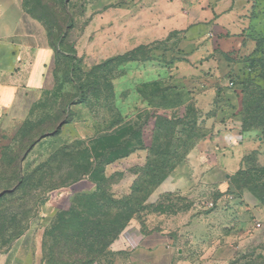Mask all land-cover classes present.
I'll return each instance as SVG.
<instances>
[{"label":"rangeland","instance_id":"1","mask_svg":"<svg viewBox=\"0 0 264 264\" xmlns=\"http://www.w3.org/2000/svg\"><path fill=\"white\" fill-rule=\"evenodd\" d=\"M130 3L5 0L52 58L29 113L0 114V254L27 240L37 264H264V129L246 114L264 120V59L214 80L176 63L178 43L127 50ZM235 126L238 164L207 174L196 156L215 164L210 141Z\"/></svg>","mask_w":264,"mask_h":264},{"label":"crops","instance_id":"2","mask_svg":"<svg viewBox=\"0 0 264 264\" xmlns=\"http://www.w3.org/2000/svg\"><path fill=\"white\" fill-rule=\"evenodd\" d=\"M129 1L127 50L178 43L181 61L176 63L196 72L205 69L214 80L221 76L231 80L247 60L264 56V0ZM4 4L0 0V114L16 118L26 116L32 100L40 95L52 47L42 26L28 22L22 12L15 15ZM234 128L210 141L212 153L219 154L215 164L207 165L205 155L196 156L207 174L219 176L238 164L230 153L242 144ZM26 241L18 240L0 254V264H37L33 245Z\"/></svg>","mask_w":264,"mask_h":264},{"label":"trees","instance_id":"3","mask_svg":"<svg viewBox=\"0 0 264 264\" xmlns=\"http://www.w3.org/2000/svg\"><path fill=\"white\" fill-rule=\"evenodd\" d=\"M263 60L264 59V56H261V57H258V58H253V59H250V60H247V62H246V64L244 65V66H246L247 64H250V63H252L253 61H260V60ZM239 75V74H238ZM238 75H236V76H238ZM234 77V76H233ZM232 80H233V78H232ZM259 110V108H255V109H253V108H251V106H248L247 108H246V114H247V116L249 115L250 116V122L251 123H254V120H256L257 121V123L264 129V120L263 119H261L262 118V116H263V114L262 113H258V114H256L255 113V111H258ZM260 112V111H259ZM253 116H254V118H253Z\"/></svg>","mask_w":264,"mask_h":264},{"label":"built area","instance_id":"4","mask_svg":"<svg viewBox=\"0 0 264 264\" xmlns=\"http://www.w3.org/2000/svg\"><path fill=\"white\" fill-rule=\"evenodd\" d=\"M230 86H231V84H230Z\"/></svg>","mask_w":264,"mask_h":264}]
</instances>
